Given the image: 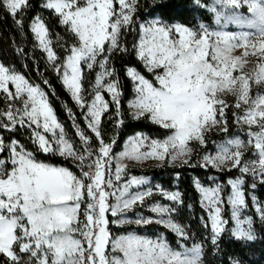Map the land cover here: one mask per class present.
Segmentation results:
<instances>
[{"label": "snow or ice", "instance_id": "obj_1", "mask_svg": "<svg viewBox=\"0 0 264 264\" xmlns=\"http://www.w3.org/2000/svg\"><path fill=\"white\" fill-rule=\"evenodd\" d=\"M218 2L232 9L229 15H222V27L228 23L255 27L264 36V7L259 0ZM242 2L252 19L235 11ZM0 6L23 31L24 21L18 17L32 7L30 0H0ZM39 7L54 14L68 34L71 45L59 44L67 56L61 61L54 52L50 30L41 15L34 16L29 30L81 109L86 128H81L68 108L79 143L71 140L40 85L0 63V96L6 105L0 109V129L29 132L37 151L70 159L79 170L76 174L67 167L38 161L18 140L6 142L0 135V257L6 258L5 264H206L204 245L218 251L225 232L236 240L254 242L258 238L256 220L264 224V203L257 195L258 185H264V92L250 96L253 77L233 75L236 68L228 57L237 47L256 48L255 43H249V34L212 31L204 25L197 31L164 22L159 16L138 20L140 0H41ZM133 32L138 39L133 45L135 56L154 80L127 67L135 96L127 107L134 119H146L166 132L158 139L138 133L117 155L116 139L109 143L103 137L101 118L105 114L112 118L111 105L115 126L124 123L123 91L112 57L129 53L124 38ZM62 39L56 37L57 42ZM257 50L264 51V43ZM82 66L89 71L99 69L89 93L91 103L84 95ZM254 79L264 81V66ZM102 92H107L110 100ZM229 94L235 98L232 105L225 99ZM230 109H235L232 124L239 126L243 138L239 134L228 138L218 144L214 154L191 163L193 144L207 149L209 132H229ZM88 130L95 134V147ZM149 160L160 166L179 163L215 170L206 176L207 183L193 178L199 206L206 214L200 222L207 235L199 243L189 245L193 234L175 219L184 204L179 191L160 185L141 191V186L149 183L143 176L125 181L126 162ZM232 171L238 175L219 179V174ZM154 196L164 202L145 203ZM250 209L255 216L249 214ZM130 212L135 213L134 219L129 218ZM230 221L234 227H229ZM132 224L163 226L174 234L175 245L163 233L117 235L112 228Z\"/></svg>", "mask_w": 264, "mask_h": 264}, {"label": "trees", "instance_id": "obj_2", "mask_svg": "<svg viewBox=\"0 0 264 264\" xmlns=\"http://www.w3.org/2000/svg\"><path fill=\"white\" fill-rule=\"evenodd\" d=\"M30 3L32 7L30 9H25L26 14L22 17H18L22 18L24 21L23 31L16 26L13 17L6 9L0 6V61L5 66L14 68L17 73L23 74L31 83L40 85L47 94L59 122L65 126L69 138L76 141L78 144L79 141L74 134L72 122L68 118V108L72 109L81 128H86L85 121L81 115V109L76 106L75 101L72 100L71 94L64 87L61 79L49 66L46 54L37 46V42L34 40L33 34L29 30V24L35 15L39 14L42 16L47 28L50 30V37L53 39V48L61 58V61L67 56V52L63 51L59 47V44L63 43L70 46L71 41L68 40V34L65 33L63 27L58 24L55 15L39 7L41 0H30ZM205 4L204 2V5ZM204 5L200 4L199 0H140L137 19L143 20L145 18L149 19L153 16H159L164 22L171 24L179 23L189 28L196 29L202 24H213V15ZM58 36L64 39L57 42L56 37ZM136 36V33L133 32L124 38L129 49L128 54H117L112 57V63L117 70L123 91V116L121 118L124 120V123L119 128L115 126L117 118L114 114V108L110 105L109 111L112 113V118H107L108 114L103 116L101 131L106 142L110 143L113 138L116 139L117 143L114 147L115 153L121 150L124 142L129 136L137 133H147L151 136L163 138L166 132V130L161 129L159 126L152 124L146 119H134L127 107L128 101L134 96L132 84L126 75L127 67H135L148 79L154 80L153 76L147 72L135 56L133 45ZM20 49H23L24 52L21 53L19 51ZM90 76L86 77L84 83L86 90L91 86L94 80V74ZM45 80L48 81L47 85L43 83ZM65 105H67V108ZM88 133L92 139L93 146H97V141L94 138L95 134L91 133L90 130H88ZM0 134L4 137L6 142L10 139L18 140L28 150L34 152L38 161L56 166H64L74 173L79 174V170L70 159L65 160L59 156H52L50 154L45 155L37 151L31 143L29 132L21 129L14 133H9L8 131L0 129ZM170 171L171 175L179 173V184L184 202V214L188 212V205H192L191 216L186 222L192 226V232L197 234L198 240L205 239L207 230L202 227L200 217L206 214L199 206V194L194 189L191 173L204 179L207 175L214 174L215 170L205 172L201 169L190 170L184 168H171ZM146 174L152 175L156 179L162 176L157 169L146 171ZM235 175L236 172L232 171L219 174V177L221 180H224L226 177H234ZM257 195L260 201L264 202V185H258ZM251 213L255 216L254 212L251 211ZM109 219H111L110 216ZM159 229L165 232L168 240L175 245L176 238L174 234L170 233L165 228L159 227ZM255 229L258 238L254 242L245 243L236 240L231 238L229 233L225 232L219 241L218 251L206 243L204 245L206 251V264H235L236 262L240 264H264V224L256 220ZM5 259L4 257H0V264H5Z\"/></svg>", "mask_w": 264, "mask_h": 264}, {"label": "rangeland", "instance_id": "obj_3", "mask_svg": "<svg viewBox=\"0 0 264 264\" xmlns=\"http://www.w3.org/2000/svg\"><path fill=\"white\" fill-rule=\"evenodd\" d=\"M204 2L206 3L205 5H204ZM259 2H260L261 7H264V0H259ZM199 3L203 4L204 7H206L208 9V11L213 15V24L212 25L202 24L207 29L212 30V31H225V32L230 33V34H240L241 32H247L249 34V37H248L249 43L250 44L255 43L256 48H253V47H248V48L237 47V48L232 49L228 53V57L232 62H234V66L236 68V70L233 72V75H238V74L242 73L244 75L249 76L250 78L253 77V79H250V96H254L257 92H264V81L258 83L254 79L256 72L259 70V68L261 66H264V51L257 50L259 48V45L264 43V36H262L260 31L258 30V28H255V27H253V28H241L240 26H238L235 23H228L226 25V27H222V25L224 24V20L222 19V15H229L231 13L232 9H230V7H227V6H221L219 4L218 0H199ZM116 5L118 8V4H115L114 6L116 7ZM235 11L240 13V14L247 16L249 19L253 18L252 14L248 12V8H247L246 3L242 2L241 8L236 9ZM155 17H158V16H153V17H150L149 19H152ZM218 20H220L219 24L217 23ZM173 24H175V23H173ZM199 28L200 27L193 29V30L199 31ZM137 42H138V39L136 36L135 43H137ZM53 50H54V48H53ZM54 52H55V50H54ZM245 52H247L248 55H245ZM46 56H47V54H46ZM0 63H1V61H0ZM82 69H83L82 74L84 76L83 87H84V83L86 81V77H89L91 74H94V80L91 83V86H92V84H94V81H95L96 71H98L99 69H94V70L89 71L84 66H82ZM19 74H21V73H19ZM153 79H154V77H153ZM150 81H152V80H150ZM91 86L87 90L85 89L86 91L84 93L85 99L88 103H91V100L93 98L91 95H89V93L91 92ZM13 90H14V88H13ZM101 94L104 95L106 100H110V97H109L107 92H102ZM134 98H135V96H133L130 100H132ZM225 99L227 100V102L230 105L234 104V102H235V98L230 94L228 96H226ZM17 106H19V105H17ZM3 108H6V105L2 101V96H0V109H3ZM232 111H235V109H230L228 112L229 132L227 134L219 133L218 131H215V130L209 132L206 136V140L208 141L207 149H205L202 146L193 144L192 146L195 149V152L193 154V159H192L191 163H193V164L198 163L201 160L202 155L214 154L215 149L218 146V144L223 143L228 138H235L237 136V134H239L240 137L243 138V132L240 130L239 126H233V124H232ZM130 113L132 115L131 111H130ZM102 118H103V116H102ZM102 118H101V122H102ZM142 134L147 135L150 138H154V139L160 138L157 136H151L147 133H142ZM135 135L129 136L126 139L121 150L116 152L117 155L120 152L124 151L125 144H127L128 140ZM209 150H211V151H209ZM248 155L250 156L251 152H249ZM126 163H128V169H127L128 174L124 178L125 181L130 176H137V177L143 176V177H146L148 179L149 183L147 185L141 186V188L139 189L141 191L146 190L149 187L154 188L155 185H160L165 190L179 191L182 194L180 184H179V179L176 178L177 174H173V175L170 174L171 168H184V169H190V170L201 169L205 172H207L209 170H214V169H210V168L209 169H202L200 167L181 166L179 163H177L176 165H172L169 163V164H165L164 166H160L156 161H152V160L145 161L143 163H135V162H126ZM154 169L159 170V174L162 175L161 178L156 179V178H154V176L146 174V171H150V170H154ZM226 173H228V172H226ZM191 175H192V181H193V178L196 177V178H199L202 182L207 183L205 178L201 179L200 177H198L194 173H191ZM236 175H238L237 172H236ZM219 179H220V177H219ZM248 182L251 183L250 177L248 178ZM157 200H159L162 203L164 202L161 197L154 196L153 198H151V200H147L145 203L146 204L152 203L153 201H157ZM262 203H264V202H262ZM136 211H141L144 215H152L151 213H148V212L144 211L143 209H136ZM184 212H185L184 208L181 207L178 214L176 215L175 219L177 222H179L181 224H185L187 226V230L193 234V238H192V240L189 241V245H191V243H199L201 240H198L197 234L195 232H192L193 231L192 226L186 222L189 220V218L191 216L192 209L188 208V212H186V214H184ZM249 214L252 215L251 210H249ZM128 216H129V218L134 219L135 213L130 212V213H128ZM225 218L230 219V214H226ZM159 227L164 228L163 226H158L155 224L149 225L147 227H137L135 224H132V225H124V226L120 227L119 229H117L115 225H112V228L114 231H116L117 235L127 234L128 232L134 231L139 235H150V236L152 233L159 232V233H163L167 237L166 233L160 231ZM229 227H234V224H232L231 221H230ZM255 233L257 235L256 229H255ZM238 264H240V263H238Z\"/></svg>", "mask_w": 264, "mask_h": 264}, {"label": "crops", "instance_id": "obj_4", "mask_svg": "<svg viewBox=\"0 0 264 264\" xmlns=\"http://www.w3.org/2000/svg\"><path fill=\"white\" fill-rule=\"evenodd\" d=\"M47 27V26H46Z\"/></svg>", "mask_w": 264, "mask_h": 264}]
</instances>
